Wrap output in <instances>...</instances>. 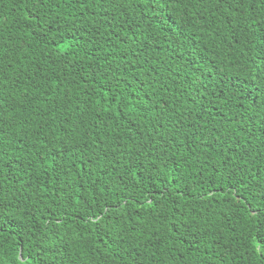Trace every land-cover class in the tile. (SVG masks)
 Masks as SVG:
<instances>
[{"label": "trees", "instance_id": "trees-1", "mask_svg": "<svg viewBox=\"0 0 264 264\" xmlns=\"http://www.w3.org/2000/svg\"><path fill=\"white\" fill-rule=\"evenodd\" d=\"M0 264H264V0H0Z\"/></svg>", "mask_w": 264, "mask_h": 264}]
</instances>
